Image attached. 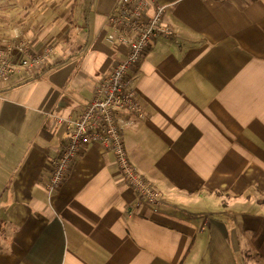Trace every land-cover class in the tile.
Returning <instances> with one entry per match:
<instances>
[{
	"label": "crops",
	"instance_id": "crops-1",
	"mask_svg": "<svg viewBox=\"0 0 264 264\" xmlns=\"http://www.w3.org/2000/svg\"><path fill=\"white\" fill-rule=\"evenodd\" d=\"M115 1L71 0L26 30L24 0H0V40L58 52L0 85V264H264V0H155L176 35L135 70L144 119L123 134L158 208L99 144L45 190L66 142L54 118H77L126 54L105 42Z\"/></svg>",
	"mask_w": 264,
	"mask_h": 264
},
{
	"label": "built area",
	"instance_id": "built-area-1",
	"mask_svg": "<svg viewBox=\"0 0 264 264\" xmlns=\"http://www.w3.org/2000/svg\"><path fill=\"white\" fill-rule=\"evenodd\" d=\"M115 2L106 18L109 32L105 42L125 46L126 54L99 80L77 118H54L55 124L65 123L66 142L48 163L50 172L45 190L53 193L60 188L84 148L99 144L113 156L121 179L134 193L136 204L158 208L164 197L131 164L123 133L130 125L126 116L144 119V107L136 94L135 70L154 42L172 39L176 31L164 23L166 7L155 0ZM57 53L52 46L35 52L31 41L20 34L1 39L0 85L14 75L43 69Z\"/></svg>",
	"mask_w": 264,
	"mask_h": 264
},
{
	"label": "rangeland",
	"instance_id": "rangeland-1",
	"mask_svg": "<svg viewBox=\"0 0 264 264\" xmlns=\"http://www.w3.org/2000/svg\"><path fill=\"white\" fill-rule=\"evenodd\" d=\"M69 2L71 0H24L23 5H18L15 11L16 15L24 14V28L32 30L39 21L52 16L53 10H56L59 5L61 11L69 10ZM68 12V11H67ZM45 29V28H43Z\"/></svg>",
	"mask_w": 264,
	"mask_h": 264
}]
</instances>
